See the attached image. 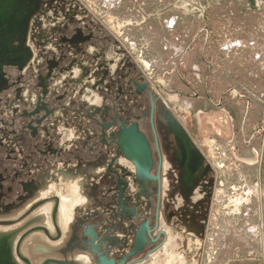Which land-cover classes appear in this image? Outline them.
<instances>
[{"label":"rangeland","instance_id":"obj_1","mask_svg":"<svg viewBox=\"0 0 264 264\" xmlns=\"http://www.w3.org/2000/svg\"><path fill=\"white\" fill-rule=\"evenodd\" d=\"M36 5L32 56L3 66L0 91L13 262L32 264L41 232L60 245L41 264H264V0ZM71 177L89 205L59 243L30 222L56 216Z\"/></svg>","mask_w":264,"mask_h":264},{"label":"water","instance_id":"obj_2","mask_svg":"<svg viewBox=\"0 0 264 264\" xmlns=\"http://www.w3.org/2000/svg\"><path fill=\"white\" fill-rule=\"evenodd\" d=\"M38 0H13L0 6V91L5 80L3 79V66L16 65L19 69L25 67L32 56L31 51L25 46L26 30L29 18L38 8ZM17 41V46L12 43ZM130 133L133 137L140 138L136 133V125H132ZM131 153H137L135 147L128 145ZM138 167V166H137ZM137 172V171H136ZM146 172V171H145ZM147 175H149L146 172ZM11 245L9 236H0V264H15L11 258ZM56 264H70L56 262Z\"/></svg>","mask_w":264,"mask_h":264},{"label":"crops","instance_id":"obj_3","mask_svg":"<svg viewBox=\"0 0 264 264\" xmlns=\"http://www.w3.org/2000/svg\"><path fill=\"white\" fill-rule=\"evenodd\" d=\"M85 170H86V168L84 169L83 172H85ZM90 171H93V169H90ZM77 189L82 190V187L72 188V184L70 183L69 188L66 189V191H68L67 194H65V195L59 194L58 195L59 208L57 209L58 211L56 212L55 217H54V215H52L50 213L49 209L44 210L45 216H43V221H41V224L43 226H45V225L48 226V230L51 231L50 234H52L54 232V235L53 234L52 235L55 236V234H60V231L56 228V221L58 222L57 224L61 230V234H60L61 239H60L59 243H61V241L64 240L66 238V236L69 234L70 226L75 221V219L80 220L82 213H80L79 211H75L74 209H76V208L79 209L80 207H88V205H89V199L87 198V196H85V193H83L84 197H81L82 195L80 196L77 194ZM82 192H83V190H82ZM64 203L67 206L71 205V207H69L70 208L69 211L65 212L67 214L66 216L61 211V206ZM52 208H53V206H52ZM40 217H42V216H40L39 214H38V216L32 215L33 219L31 220L30 223L31 224H40V223H38L40 221ZM34 226L36 227L37 225H34ZM34 230H36V229H34ZM33 240L36 241V244H34L33 248H35L34 250H37L39 257L35 259V253H34V250L31 246L28 255H30V259L32 260V264H41L42 258L46 255L55 256L54 254H56V253L54 252V250H51L49 253L47 251V248L55 249V247L53 245H55L57 247L59 244L52 243L50 241V239L46 238V236H44L43 234H36L35 236L31 237L30 240H28L25 244L31 243V241H33ZM23 247H24V245H23ZM39 251H41V252H39ZM22 252L23 253L26 252L25 248L23 249ZM72 256L75 259V260H73V262H75V263L77 262L79 264H94L92 261V258H90L89 256L87 257V255H85L84 253H82L79 250H76L75 252H73ZM70 257H71V255H70ZM57 258L60 259L58 256H57Z\"/></svg>","mask_w":264,"mask_h":264},{"label":"bare ground","instance_id":"obj_4","mask_svg":"<svg viewBox=\"0 0 264 264\" xmlns=\"http://www.w3.org/2000/svg\"><path fill=\"white\" fill-rule=\"evenodd\" d=\"M13 0H0V6H4V4H8L9 2H12ZM29 2H31V0H28ZM183 102V101H182ZM137 172H136V174H137V178L139 179V180H142L143 181V183H146L147 181H144V180H146V179H148V177H149V175H147L146 174V172H145V170H144V168L143 167H141V166H138L137 167V170H136ZM91 173H92V171H90ZM83 173H85V172H83ZM73 177H71L70 178V183L72 184V188H74V187H82V184L81 183H79V182H82V181H77L75 178H73ZM90 178H91V176H90ZM68 179V178H67ZM87 182V181H86ZM86 182H85V184H86ZM77 194L78 195H82L81 197H84V194H83V192H82V190L81 189H77ZM58 204H59V202H58ZM69 207H71V205L70 206H67L65 203L61 206V211L63 212V214H65V216L67 215L65 212H68L69 211ZM58 211V210H57ZM41 214H43V216H45V213H44V211H42L41 212ZM43 216L42 217H40V221L38 222V223H41V221H43ZM58 222L56 221V228L60 231V234H61V230H60V228H59V226H58V224H57ZM67 224V223H66ZM52 225V224H51ZM49 233H50V230L48 231ZM3 232H1L0 231V235L1 236H5L6 234H2ZM40 234H42L41 232H39ZM12 235V233H9V236H11ZM49 239V238H48ZM34 244H36V241H31V243H27V247L30 249V247L32 246V248H33V246H34ZM25 248V247H24ZM35 248H33V250H34ZM26 250V249H25ZM32 250V251H33ZM51 250H54V249H51V248H47V251L50 253V251ZM39 252H41V251H39ZM55 252V251H54ZM34 253H35V259L36 258H38L39 257V254H38V252H37V250H34ZM85 254V253H84ZM85 255H87V257L89 256L90 257V255L89 254H85ZM90 258H92V261H93V263L94 264H97L96 263V261H95V259H93V257H90ZM70 263V262H69ZM73 264H76L75 262H72ZM77 264H79V263H77Z\"/></svg>","mask_w":264,"mask_h":264},{"label":"flooded vegetation","instance_id":"obj_5","mask_svg":"<svg viewBox=\"0 0 264 264\" xmlns=\"http://www.w3.org/2000/svg\"><path fill=\"white\" fill-rule=\"evenodd\" d=\"M184 137V136H183ZM184 143H185V146H186V148L187 149H189V147L191 146V145H189V143H188V141H187V139L184 137ZM150 177V176H149ZM148 177V178H149Z\"/></svg>","mask_w":264,"mask_h":264}]
</instances>
